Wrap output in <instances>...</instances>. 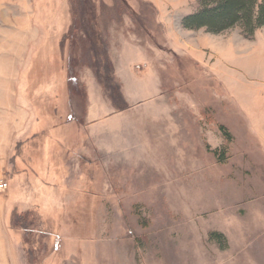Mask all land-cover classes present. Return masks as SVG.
Here are the masks:
<instances>
[{"label":"rangeland","instance_id":"obj_1","mask_svg":"<svg viewBox=\"0 0 264 264\" xmlns=\"http://www.w3.org/2000/svg\"><path fill=\"white\" fill-rule=\"evenodd\" d=\"M22 1L0 0V137L6 139L13 132L14 120L30 117L27 128L17 130L8 156L0 158V183L7 185L0 202L7 207L9 233L23 244L29 264H100L113 254L138 253L126 242L130 235L182 226L184 213L196 208L187 203L197 195L199 183L207 194L204 199L218 192L248 198L264 191V144L256 136L264 127V27L250 38L240 28L219 35L203 29L186 33L174 22L187 9L194 14L198 0H171L177 6L169 20L175 33L172 50L157 10L147 6L151 3L92 0L105 8V12L98 9V24L92 26L114 71L117 55L145 54L149 69L161 80L163 100L173 104L170 115L181 124L184 119L187 124L177 126L191 131H178L175 145L141 133L140 140L146 139L149 146L142 148L140 157L105 158L92 152L84 128L85 85L98 81L87 63L70 62L75 55L67 44L60 48L70 24L69 1L41 0L35 13L19 12ZM195 50L215 57L197 64L184 55ZM78 56L82 57L81 51ZM39 60L47 68L50 65L44 77L49 86L44 89L40 74L46 66ZM36 61L28 76L31 62ZM69 65L76 78L73 84L67 78ZM140 66L138 71L145 69ZM60 73L63 81L57 79ZM155 77L146 72L140 79L148 84ZM53 81L60 82L54 86ZM114 84L120 85L123 95L116 75ZM221 125L232 141L222 135ZM32 135L35 138L25 146L24 139ZM15 143L22 147L16 152L18 159L13 157ZM215 150L218 155L224 151L222 161L211 153ZM42 166L52 171L49 181L42 177ZM237 210L243 217L242 207ZM29 211L32 214L24 217ZM146 239L140 242V252L151 245L152 237ZM7 260L0 255V264Z\"/></svg>","mask_w":264,"mask_h":264},{"label":"crops","instance_id":"obj_2","mask_svg":"<svg viewBox=\"0 0 264 264\" xmlns=\"http://www.w3.org/2000/svg\"><path fill=\"white\" fill-rule=\"evenodd\" d=\"M38 1L23 0L18 11L35 13ZM144 1L151 3L157 10L161 19L159 23L167 33V41L171 49L175 50V40L172 39L175 33L169 20L174 17L176 12L174 8L177 6H172L171 0ZM188 4V1L182 4L184 9H187L185 6ZM187 10L181 19L174 22L177 29L186 33L192 31L183 29L181 21L194 12V10ZM168 26L172 29L171 31L169 28L171 33L168 32ZM205 46L207 47L204 43ZM140 54L137 53L136 56L133 52L131 54L124 52L117 55V59L114 58L115 75L121 83L124 99L129 106L126 111L117 112L113 108L95 79L88 81L85 85L87 93L85 134L92 152L99 156L140 157L142 148L145 145L149 146L146 139L140 140L141 133L152 134L156 141L175 145L177 133L191 132L189 128L177 126L181 123L177 122L178 119L175 116L170 115L173 113V104L169 100H163L159 75L155 70L149 69V61L145 54ZM184 55L196 61L197 64L205 62L207 57L211 59L215 57L213 54L207 56L196 50L185 52ZM140 65H143L145 69L140 68L138 71L136 68ZM146 72L156 74V77L148 84L140 79ZM214 72L217 73V67ZM13 81L14 79L10 80L11 83ZM29 120L30 117L14 120L11 124L13 132L6 139L0 137V148L5 150L1 152L2 156L0 153V158L8 156L17 130H21V126L26 129ZM182 122L181 125L187 124L184 119ZM255 122L261 123L256 120ZM260 130L256 136L264 144V127ZM196 186L199 188L197 195L191 196L187 203L188 206L196 205V208H192L194 211L189 209L190 211L184 213L182 226L149 230V235L146 232L140 236L130 235V239L126 242L128 246L135 247L138 253L127 251L113 254L100 264H264V191L253 193L248 198L229 191L218 192L216 196H207L204 199L206 191L203 190V184L199 183ZM239 207H242V211L239 212L243 213V217L237 214ZM7 215V207L0 202V255L8 257L7 264H29L23 244L9 233L6 224ZM211 233H218L224 239L213 240L209 237ZM148 237H152L151 240L149 239L151 245L140 252V242H148L146 239ZM83 264L89 263L84 261Z\"/></svg>","mask_w":264,"mask_h":264},{"label":"trees","instance_id":"obj_3","mask_svg":"<svg viewBox=\"0 0 264 264\" xmlns=\"http://www.w3.org/2000/svg\"><path fill=\"white\" fill-rule=\"evenodd\" d=\"M40 1L41 0H39L38 2ZM67 1H69L68 15L70 17L68 18V16L67 15L66 16H67V21H69L70 24L68 26H65L67 30L66 32L64 31V35L61 37L62 38L60 44L61 51L63 50L64 45L67 44L70 54L75 55L73 59L69 57L70 62L72 64H76L77 61L80 64L82 63V61L87 63L90 66V68L93 70V73L99 85L102 87L105 98L111 102L113 108L117 112L126 111L127 109H129V106L121 93L120 85L114 84L115 71L109 60L107 61L108 58H106V51L102 47L103 43L102 42L99 43V41L97 40L98 35H97V31L94 28L95 26L94 27L92 26V24H98L97 23L99 17L98 9L100 8L102 12H105L104 6L102 5V3L99 5V7L96 6L95 2L92 0H67ZM147 6L153 12L155 11L154 10L155 8L152 7L151 4ZM38 13H39V6H38ZM37 22H39L38 19ZM182 27L187 31H199L203 29L207 33L212 35H219L234 28H240L244 36L250 38L253 37V35L258 29L264 27V0H198V10L194 14L188 15L183 18ZM80 51L82 53L81 58H79L80 56H78ZM40 62L41 64H44L46 66L45 68L47 69V70L45 69L42 72V74H40V77L42 75V79H41L42 86H45L48 81V79L46 80L44 78L47 76L45 71L49 72L50 65L47 68V65L45 63H42V61L40 60L38 61V64ZM31 64H34V66H32V69L30 70L28 76L33 71H35L34 69L37 64V61L36 63L31 62ZM57 73H58V69L56 70V74ZM66 73H67V78L69 75L68 82L70 83L75 82L76 78L72 77L74 73L72 71L71 65H69L68 69L66 70ZM25 74L26 72L22 74V77H25L24 82L27 83L28 78L27 76H25ZM31 77H34V74ZM55 78H57V76ZM57 79L63 81V75L60 73V76ZM34 80L35 77L33 78V82ZM59 82L60 81H53L54 86L56 83ZM47 86L49 85H46L45 87H43V89L46 88ZM62 88L63 86H61L60 92L62 91ZM75 88H77V86H75ZM52 90L53 88H51L50 91H48V93H51ZM69 92H71V95H73L72 94L73 89L69 90ZM47 105L48 104H45L46 107ZM35 106L36 105H34V107ZM37 109H41V108L37 107ZM35 113L37 115L36 110ZM38 118L39 120H42V117H38ZM34 120H35L34 129H35L37 124V119ZM219 130L222 133V135H224L225 139L228 142L232 141L233 139L232 135L227 131L226 127L221 125L219 126ZM33 138H35L34 135H32L29 138H25L24 139V143H26L25 146H27L28 141H31ZM19 145L20 143L13 144V151L15 152L13 157L14 158L17 157V159L19 155H16L17 154L16 152H19V149L22 148ZM206 147L210 151L209 145H207ZM211 153L215 157L218 156L220 161H222L221 159H223V157L225 156L224 151H221L220 155H218L219 154L218 150L211 151ZM37 163L38 166L41 165L40 161H38ZM58 164L59 162H57V164H54L53 168L58 167ZM40 170L42 171V177H44L45 179L50 178L52 171H50L49 168L47 169L46 167H43ZM39 180L40 179H38L37 182L44 185L45 182L43 180L40 181ZM39 183H37V187H40L41 184ZM31 214L32 213L29 211L27 214L23 216L25 217L26 215H31ZM209 237L213 240H219V241L224 239L223 236L219 235L218 233H211Z\"/></svg>","mask_w":264,"mask_h":264},{"label":"built area","instance_id":"obj_4","mask_svg":"<svg viewBox=\"0 0 264 264\" xmlns=\"http://www.w3.org/2000/svg\"><path fill=\"white\" fill-rule=\"evenodd\" d=\"M7 187V185L5 184V183H0V192L2 191V190H4L5 188Z\"/></svg>","mask_w":264,"mask_h":264}]
</instances>
